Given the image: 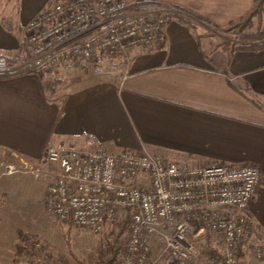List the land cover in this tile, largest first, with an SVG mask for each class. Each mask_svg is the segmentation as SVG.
<instances>
[{"label":"crops","instance_id":"crops-1","mask_svg":"<svg viewBox=\"0 0 264 264\" xmlns=\"http://www.w3.org/2000/svg\"><path fill=\"white\" fill-rule=\"evenodd\" d=\"M254 1L123 0L129 14L164 11L166 44L136 48L116 67L98 58L83 70L67 59L43 76L0 79V151L23 166H43L50 145L82 148L91 139L110 153L146 149L191 168L254 166L262 186L246 212L250 240L237 253L243 264H264L255 254L264 244V50L230 57L218 46L219 29L246 15ZM45 2L0 0L6 71L32 65L23 29ZM45 82L57 83L53 95ZM7 251L12 259L15 250Z\"/></svg>","mask_w":264,"mask_h":264},{"label":"built area","instance_id":"built-area-1","mask_svg":"<svg viewBox=\"0 0 264 264\" xmlns=\"http://www.w3.org/2000/svg\"><path fill=\"white\" fill-rule=\"evenodd\" d=\"M165 26L164 11L129 14L123 0H52L23 36L33 74L43 76L67 59L83 70L98 58L128 62L136 48L163 47ZM6 68L0 58V70ZM95 146L89 139L82 148L58 143L46 149L43 160L56 170L44 204L57 222L102 235L126 220L119 264L195 263L203 252L198 238L207 233L222 241L211 264H243L237 248L252 233L246 212L262 186L258 168H191L146 149L114 154ZM255 254L264 258V244Z\"/></svg>","mask_w":264,"mask_h":264},{"label":"rangeland","instance_id":"rangeland-1","mask_svg":"<svg viewBox=\"0 0 264 264\" xmlns=\"http://www.w3.org/2000/svg\"><path fill=\"white\" fill-rule=\"evenodd\" d=\"M43 2L44 0H35ZM52 0H46L42 5L49 7ZM8 6L12 3L8 2ZM41 7V8H42ZM256 24L249 31H255ZM220 38L232 39L233 34H226L219 29ZM121 59V58H120ZM110 61L108 66H117ZM7 156L0 154V264H104L110 256L109 244L114 234L119 232L121 225L112 230L96 235L85 229H79L71 224L57 222L48 213L44 198L49 186L48 176L54 174L53 165L45 163L23 166L19 159L13 164H7ZM4 165V167H2ZM44 170V172H39ZM4 174V175H2ZM13 174V175H7ZM207 237L212 240L214 251L206 253ZM125 241L122 254L113 264H119L128 241L127 227L122 237ZM203 249L202 256L195 264H211V258L221 251L222 241L219 236L207 233L198 238ZM66 240L71 243L70 253ZM42 247L38 248L37 244ZM250 247H252L250 245ZM242 248V247H241ZM14 249L12 259L7 250ZM47 259L38 262L40 255ZM4 255L7 257L4 258ZM260 261H264V258ZM183 264L170 262L169 264ZM109 264V263H108ZM187 264V263H184Z\"/></svg>","mask_w":264,"mask_h":264},{"label":"trees","instance_id":"trees-1","mask_svg":"<svg viewBox=\"0 0 264 264\" xmlns=\"http://www.w3.org/2000/svg\"><path fill=\"white\" fill-rule=\"evenodd\" d=\"M256 24L255 31H249L253 28ZM221 32L226 34H233L234 38L232 39H220L218 46L223 48L225 52L232 57L237 51L239 50H251V51H262L264 50V0H255L253 3L252 8L248 11L246 15H244L239 20H236L230 23L228 26L221 29ZM27 57L30 56L27 54ZM1 58V55H0ZM11 63H8V66ZM31 64H29L30 66ZM27 66V67H29ZM26 74V73H33V66L31 65L30 68L27 69H18L14 71H6L0 70V79H8L13 76L19 74ZM45 89L49 94H54L57 90V83L52 82H45L44 83ZM2 154V151H0ZM7 157V164H13L16 162V158L11 155V153L7 152L4 153ZM127 222V221H126ZM125 225H121L119 232L114 234L112 241L109 244V252L110 256L106 263L104 264H113L117 258L122 254L125 241L122 239L125 233ZM200 226H196L197 231ZM67 245L69 247L70 253L73 255L71 251V243L69 240H66ZM212 240L207 237V244H206V253H210L214 251V247L212 245ZM243 244L239 245V249H241ZM240 253H238V257L240 258ZM84 264V263H83ZM176 264V263H174ZM187 264H195V263H187Z\"/></svg>","mask_w":264,"mask_h":264}]
</instances>
